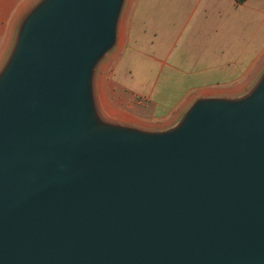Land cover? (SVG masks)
I'll return each mask as SVG.
<instances>
[{
	"label": "water",
	"instance_id": "1",
	"mask_svg": "<svg viewBox=\"0 0 264 264\" xmlns=\"http://www.w3.org/2000/svg\"><path fill=\"white\" fill-rule=\"evenodd\" d=\"M127 0H37L0 67V264H264V69L173 126L96 95Z\"/></svg>",
	"mask_w": 264,
	"mask_h": 264
},
{
	"label": "crops",
	"instance_id": "2",
	"mask_svg": "<svg viewBox=\"0 0 264 264\" xmlns=\"http://www.w3.org/2000/svg\"><path fill=\"white\" fill-rule=\"evenodd\" d=\"M36 1L0 0V67ZM252 43L261 51L248 64ZM263 64L264 0H131L100 81L107 97L127 98L126 111L111 101L118 112L158 129L199 96L241 91Z\"/></svg>",
	"mask_w": 264,
	"mask_h": 264
},
{
	"label": "rangeland",
	"instance_id": "3",
	"mask_svg": "<svg viewBox=\"0 0 264 264\" xmlns=\"http://www.w3.org/2000/svg\"><path fill=\"white\" fill-rule=\"evenodd\" d=\"M130 1L131 0H127V2H126L125 10H124L122 21H121L120 37H119L118 45H117L116 49L113 50L106 57V59L102 62L101 66L99 67V70H98V73H97V78H96V95H97V99H98V101L100 103L102 111L110 119H114V120H117V121H120V122L129 123V124L141 126V127H144V128H148L144 124L139 123L137 120H135L133 117H131L126 112H122V113L118 112V108L114 107L113 103L115 105H117V106L119 105V107L123 111H126L128 109L127 108V105H128L127 98L125 96H123L121 94H117V93L114 94L113 98L107 97L105 92H103V90L101 88V81H100L101 75L103 73V68H105L108 60L121 47V44L123 42L124 30H125V18H126L127 12H128ZM253 44L254 43L251 44V48H250L251 51H250V55H249L248 64H251L254 61L256 53H259L261 51V44L259 45V43H258L255 46H253ZM244 65H246V63H244ZM263 69H264V64H263V66L261 68L258 69L256 74L250 79V82L247 85H245L244 88L241 91L234 92V93H232L230 95L231 96H238V95H241V94L247 92L253 86V84L256 82V80L259 78V76L261 75V72L263 71ZM183 112L175 120H173L171 123L167 124L165 127L167 128V127H170V126H173L174 124H176L177 121L180 119L181 115L183 114ZM158 129H162V128H158Z\"/></svg>",
	"mask_w": 264,
	"mask_h": 264
},
{
	"label": "trees",
	"instance_id": "4",
	"mask_svg": "<svg viewBox=\"0 0 264 264\" xmlns=\"http://www.w3.org/2000/svg\"><path fill=\"white\" fill-rule=\"evenodd\" d=\"M237 4H244L247 0H235Z\"/></svg>",
	"mask_w": 264,
	"mask_h": 264
}]
</instances>
